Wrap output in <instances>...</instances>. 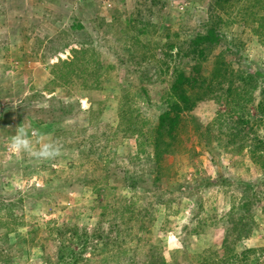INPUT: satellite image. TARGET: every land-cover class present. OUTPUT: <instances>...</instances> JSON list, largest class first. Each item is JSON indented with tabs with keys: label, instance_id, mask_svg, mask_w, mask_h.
<instances>
[{
	"label": "rangeland",
	"instance_id": "1",
	"mask_svg": "<svg viewBox=\"0 0 264 264\" xmlns=\"http://www.w3.org/2000/svg\"><path fill=\"white\" fill-rule=\"evenodd\" d=\"M218 21L203 73L223 55L233 81L157 160L176 72ZM23 123L63 154L11 152ZM260 140L264 0H0V264H264L240 255L264 247Z\"/></svg>",
	"mask_w": 264,
	"mask_h": 264
},
{
	"label": "trees",
	"instance_id": "2",
	"mask_svg": "<svg viewBox=\"0 0 264 264\" xmlns=\"http://www.w3.org/2000/svg\"><path fill=\"white\" fill-rule=\"evenodd\" d=\"M219 25L220 21L216 23L214 22L209 29H207V33L205 35H200L193 40L190 55L195 63L192 65L190 72L185 73V71L180 69L176 72L170 87L171 95L168 101L167 109L159 117V123L153 139L154 143H152L154 145L155 158L157 160L161 158L164 152H167V150L172 147V144L176 139L177 130L182 123V115H184V113L191 112L198 101L205 97L212 96L216 88L220 87L222 82L229 81L232 83L233 81V73H230V67L223 60V55L217 56L215 58V62H213L211 70L213 76L212 78L205 76L203 73V61L206 60V56L211 54V50H213L222 40V35L219 33ZM257 75L261 76V73L258 72ZM230 90L231 89L229 88L228 92H230ZM43 124L38 123V125ZM134 131L136 133L140 132L136 130ZM142 136L145 137L144 134ZM144 143L145 142L143 141L138 142V151L142 150ZM252 148L254 160L258 159V163L263 166L264 170V140H260L257 144L253 145ZM79 230L80 229L78 227L73 230L69 229V233H60V237L63 238L69 236L70 240L75 241H77L78 237L79 241L86 242L88 240L87 234L82 233V237ZM52 231L53 232L51 234H58L60 230L53 229ZM94 236L96 238L99 237L97 234ZM258 254H264V247L251 248L240 255L241 257L250 255L247 258H255ZM228 258L230 259H228L229 261H239V257L237 255L232 256V254H230V256L228 255ZM255 260V262H258L259 258ZM206 264H208L207 261Z\"/></svg>",
	"mask_w": 264,
	"mask_h": 264
},
{
	"label": "clouds",
	"instance_id": "3",
	"mask_svg": "<svg viewBox=\"0 0 264 264\" xmlns=\"http://www.w3.org/2000/svg\"><path fill=\"white\" fill-rule=\"evenodd\" d=\"M9 150L37 160H54L63 154L64 147L59 140L49 138V134L41 129L23 123L10 138Z\"/></svg>",
	"mask_w": 264,
	"mask_h": 264
}]
</instances>
